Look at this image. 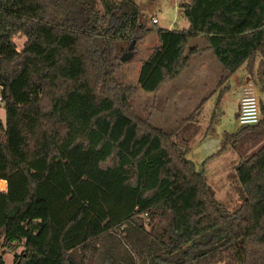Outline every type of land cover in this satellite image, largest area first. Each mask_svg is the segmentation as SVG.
Masks as SVG:
<instances>
[{"label":"trees","instance_id":"16d2710c","mask_svg":"<svg viewBox=\"0 0 264 264\" xmlns=\"http://www.w3.org/2000/svg\"><path fill=\"white\" fill-rule=\"evenodd\" d=\"M183 14L190 27L158 29L138 84L125 85L119 45L151 32L133 0H0V237L14 264H264V145L236 166L244 201L230 211L176 143L180 128L154 127L131 105L197 54L216 56L219 88L253 66L264 0H189ZM200 36L209 45L190 48ZM261 115L227 143L264 137L263 101ZM143 216L168 222L153 234Z\"/></svg>","mask_w":264,"mask_h":264},{"label":"rangeland","instance_id":"374dc122","mask_svg":"<svg viewBox=\"0 0 264 264\" xmlns=\"http://www.w3.org/2000/svg\"><path fill=\"white\" fill-rule=\"evenodd\" d=\"M133 1L140 7L145 25L151 32L144 41L136 44L134 57L125 63L122 62L116 74L117 79L125 85L138 84L142 63L159 45L158 29L184 30L190 27L183 14V5L189 0ZM153 19H157L159 24L154 25ZM26 41L24 35L15 37L18 49H21ZM130 45L128 41L119 45V51H123L122 56ZM208 45L207 38L200 36L191 41L190 48L205 49ZM200 58L206 61L207 70L198 76L194 83H187L185 87L179 84L181 79L186 78L190 67L177 81L165 85L158 95L139 90L132 98L131 105L139 118L147 120L154 127L165 131L180 128L175 137L176 143L181 150L188 152L187 158L195 164L196 170L204 174L207 183L215 192L217 202L234 211L244 201V191L236 175V166L241 159L251 157L261 149L264 137L246 135L239 140L237 150L227 143V137L238 134L244 128L239 123L240 97L248 81L254 83L264 103V57L258 55L253 66L243 65L222 88L218 85L223 68L214 53L194 55L192 70L196 69ZM178 87L182 89L180 100L177 99ZM194 114L196 116L191 122L183 123ZM0 118L3 121L6 119L4 105L0 107ZM143 222L148 230L158 234L168 220L159 217L151 221L143 216ZM21 251L22 249L19 250ZM0 255L6 264H14V254L4 246L2 237Z\"/></svg>","mask_w":264,"mask_h":264},{"label":"built area","instance_id":"2783aa9c","mask_svg":"<svg viewBox=\"0 0 264 264\" xmlns=\"http://www.w3.org/2000/svg\"><path fill=\"white\" fill-rule=\"evenodd\" d=\"M153 24H158L157 19L152 20ZM5 105L2 87L0 86V107ZM261 99L253 82L248 81L243 89V96L240 103L239 123L243 127L256 126L261 122ZM8 183L0 179V192L6 191Z\"/></svg>","mask_w":264,"mask_h":264},{"label":"crops","instance_id":"0c3cea01","mask_svg":"<svg viewBox=\"0 0 264 264\" xmlns=\"http://www.w3.org/2000/svg\"><path fill=\"white\" fill-rule=\"evenodd\" d=\"M158 24H159V22H158ZM204 54H208V53H203V54H197V55H204ZM193 58V57H192ZM206 61H204V60H202V58H200L199 59V61H198V64H197V67H196V69L195 68H193V70H194V72H193V70H192V66H191V68L187 71V76H186V78L185 79H181V80H183L182 82H180L179 81V84L181 85V87H185L186 85H187V83H194L195 82V80H197L198 78V76H201V74L202 73H204L207 69H206V63H205ZM186 73H183V74H181L176 80H174V81H177L180 77H182L183 75H185ZM173 81V82H174ZM176 83H178V82H176ZM181 88H179L178 87V89H177V93H178V95H179V98H177L178 100H180V96H181ZM242 96L243 95H241V97H240V103H241V99H242Z\"/></svg>","mask_w":264,"mask_h":264},{"label":"water","instance_id":"95a60500","mask_svg":"<svg viewBox=\"0 0 264 264\" xmlns=\"http://www.w3.org/2000/svg\"><path fill=\"white\" fill-rule=\"evenodd\" d=\"M136 43H137V41L134 40V41L131 43V45L129 46L128 51H127V52L121 57V61H122L123 63L129 61L130 59H132V58L134 57L133 50H134V48H135V46H136Z\"/></svg>","mask_w":264,"mask_h":264}]
</instances>
